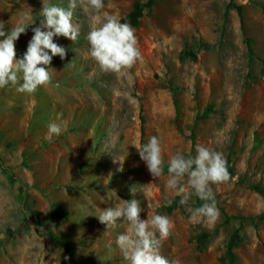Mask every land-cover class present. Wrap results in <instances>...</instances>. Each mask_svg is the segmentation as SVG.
I'll return each mask as SVG.
<instances>
[{
	"label": "rangeland",
	"instance_id": "rangeland-1",
	"mask_svg": "<svg viewBox=\"0 0 264 264\" xmlns=\"http://www.w3.org/2000/svg\"><path fill=\"white\" fill-rule=\"evenodd\" d=\"M49 2L67 8L69 0ZM104 4L135 29L143 59L128 75L100 71L87 41L92 14L78 7V40L54 37L66 56L46 66L52 82L31 94L0 89V264H125L115 239L127 226L107 230L97 217L118 198L137 199L142 219L173 220L160 248L170 261L264 264V133H252L264 112V0ZM42 7L0 0L6 33L34 21L15 42L17 59ZM51 122L67 130L49 142ZM152 136L165 161L159 179L135 147ZM197 145L222 153L230 173L212 185L213 223L191 222L187 208L204 202L193 195L181 205L166 188L170 157L194 156Z\"/></svg>",
	"mask_w": 264,
	"mask_h": 264
},
{
	"label": "clouds",
	"instance_id": "clouds-1",
	"mask_svg": "<svg viewBox=\"0 0 264 264\" xmlns=\"http://www.w3.org/2000/svg\"><path fill=\"white\" fill-rule=\"evenodd\" d=\"M78 7L92 14L87 34L89 55L101 72L125 76L142 61L135 29L128 23H122L117 15L105 12L104 0H69L67 8L43 0L39 13L43 19L39 27L33 28L34 35L23 58L17 59L15 42L34 21H21L7 33L4 23L0 22V37H4L0 40V89L11 87L19 93L31 94L52 82V69L46 66L51 64L54 56L61 59L66 56L65 47L55 43L54 37L62 36L73 43L78 40L80 28L73 22L74 11ZM66 130L65 125L51 122L45 139L51 142L54 136L59 137ZM135 147L152 177L159 179L164 174L165 165L160 139L152 136L146 144ZM195 153L194 156H186L177 152L170 157L166 188L181 197V205H186L193 195L204 202L199 207L187 208L191 222L206 220L213 223L219 217V209L212 185L227 183L230 173L222 153L203 145H197ZM117 161L123 164L114 158V162ZM137 191L135 186L130 188L133 196ZM142 211L137 199L118 198L115 206L103 209L97 217L107 230L115 229L118 221L127 226L115 239L125 264H178L160 252L162 242L172 234L173 220L161 214L142 219Z\"/></svg>",
	"mask_w": 264,
	"mask_h": 264
},
{
	"label": "crops",
	"instance_id": "crops-1",
	"mask_svg": "<svg viewBox=\"0 0 264 264\" xmlns=\"http://www.w3.org/2000/svg\"><path fill=\"white\" fill-rule=\"evenodd\" d=\"M260 106H263L264 103L262 104L261 102H259ZM254 122L256 123V129L252 132V133H264V129H260V127H264V112H262L261 110H259L254 117Z\"/></svg>",
	"mask_w": 264,
	"mask_h": 264
}]
</instances>
